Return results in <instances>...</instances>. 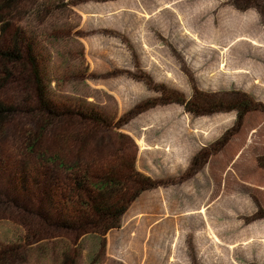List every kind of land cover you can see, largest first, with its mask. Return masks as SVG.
<instances>
[{
	"label": "rangeland",
	"instance_id": "374dc122",
	"mask_svg": "<svg viewBox=\"0 0 264 264\" xmlns=\"http://www.w3.org/2000/svg\"><path fill=\"white\" fill-rule=\"evenodd\" d=\"M14 16L53 100L89 103L118 123L137 147L135 168L159 185L130 205L93 262L92 235L33 242L17 209L37 172L26 167L29 117L18 110L0 133V264H264V113L248 112L233 133L234 111L194 116L157 104L154 90L161 84L185 98L193 87L238 90L264 105L255 9L228 0H22ZM23 97L22 80L0 89L14 106ZM198 152L211 154L192 168Z\"/></svg>",
	"mask_w": 264,
	"mask_h": 264
},
{
	"label": "trees",
	"instance_id": "16d2710c",
	"mask_svg": "<svg viewBox=\"0 0 264 264\" xmlns=\"http://www.w3.org/2000/svg\"><path fill=\"white\" fill-rule=\"evenodd\" d=\"M21 1L0 0V89L22 80L24 92L17 106L0 100V133L18 110L28 116L29 125L23 129V148L30 157L26 167L31 172L37 170L17 209L33 242L55 237H72L76 242L85 235L96 237L93 262L104 251L106 233L118 228L130 205L159 183L137 171V147L118 131V123L113 124L89 103L65 105L53 100L33 44L15 23ZM228 1L240 11L255 9L264 26V0ZM154 90L159 93L157 104L176 103L194 116L234 111L233 133L240 129L248 112L264 113V105L243 91L207 93L193 87L190 97L185 98L161 84ZM147 104H139L135 112ZM231 135L227 132L217 140L211 153L221 149ZM211 153L198 152L191 167L203 166ZM257 163L264 169V155ZM8 191L9 196L17 195L14 187Z\"/></svg>",
	"mask_w": 264,
	"mask_h": 264
}]
</instances>
